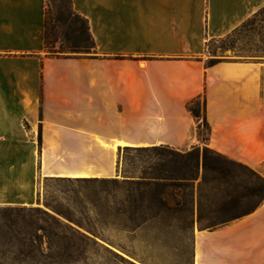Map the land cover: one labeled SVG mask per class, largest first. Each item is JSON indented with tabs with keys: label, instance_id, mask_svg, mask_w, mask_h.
I'll list each match as a JSON object with an SVG mask.
<instances>
[{
	"label": "crops",
	"instance_id": "obj_1",
	"mask_svg": "<svg viewBox=\"0 0 264 264\" xmlns=\"http://www.w3.org/2000/svg\"><path fill=\"white\" fill-rule=\"evenodd\" d=\"M71 8L87 21L94 52L56 58L44 48L46 0H0V191L27 196L0 195V205L29 204L39 178H72L90 165L92 178H114L124 147L190 150L197 124L186 106L199 96L209 147L264 178V58L202 60L209 41L256 19L264 0H71ZM100 142L107 154L96 157ZM197 252L200 264H264V201L197 232L194 263Z\"/></svg>",
	"mask_w": 264,
	"mask_h": 264
},
{
	"label": "trees",
	"instance_id": "obj_2",
	"mask_svg": "<svg viewBox=\"0 0 264 264\" xmlns=\"http://www.w3.org/2000/svg\"><path fill=\"white\" fill-rule=\"evenodd\" d=\"M43 38L45 52L56 58L90 54L95 48L87 21L72 10L71 0H46ZM186 108L197 124L198 144L185 152L164 145L124 147L119 154L132 151L141 158L133 173L123 172L122 183L140 209L141 224L158 221L166 226L197 225L213 230L249 215L262 204L264 178L209 147L204 96L194 98ZM48 220L60 227L55 217L40 209L0 207V264H59L63 257L72 263L75 238L61 244L65 238L47 230Z\"/></svg>",
	"mask_w": 264,
	"mask_h": 264
},
{
	"label": "rangeland",
	"instance_id": "obj_3",
	"mask_svg": "<svg viewBox=\"0 0 264 264\" xmlns=\"http://www.w3.org/2000/svg\"><path fill=\"white\" fill-rule=\"evenodd\" d=\"M85 55L88 54H69ZM263 58L264 11L245 28L223 39L210 41L202 56L207 67L211 62L214 65L222 61H261ZM140 158L136 152L122 150L117 159L118 176L114 178L41 177L32 202L1 204L0 207L40 209L55 217L60 227L48 220L47 230L65 238L60 242L63 245L70 243L71 236L76 244L75 260L68 263L63 257L59 264H194L195 234L211 232L225 225L201 230L197 225L192 228L166 226L158 221L141 224L140 209L129 198L127 186L122 183L123 172L133 173ZM113 179L117 183H112ZM0 195L6 200L27 202V196L16 190L5 189ZM80 236L89 241H80ZM47 243L44 240V247Z\"/></svg>",
	"mask_w": 264,
	"mask_h": 264
},
{
	"label": "bare ground",
	"instance_id": "obj_4",
	"mask_svg": "<svg viewBox=\"0 0 264 264\" xmlns=\"http://www.w3.org/2000/svg\"><path fill=\"white\" fill-rule=\"evenodd\" d=\"M95 154L96 157L103 155V154H107V150L105 148V146L100 142L98 143V147L95 150ZM92 165H90L89 167H87V170H85L84 172H80L78 174H74L73 176H71L72 178H92V177H98L99 173H95L93 170ZM96 167V166H95ZM98 167V165H97ZM194 264H200V260H199V252H197L196 254V259H195V263Z\"/></svg>",
	"mask_w": 264,
	"mask_h": 264
}]
</instances>
